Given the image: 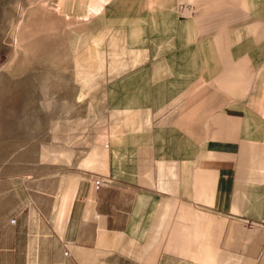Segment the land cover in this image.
I'll return each mask as SVG.
<instances>
[{
  "label": "crops",
  "instance_id": "obj_1",
  "mask_svg": "<svg viewBox=\"0 0 264 264\" xmlns=\"http://www.w3.org/2000/svg\"><path fill=\"white\" fill-rule=\"evenodd\" d=\"M56 7L99 24L108 81L55 122L75 165L9 178L0 264H264V0Z\"/></svg>",
  "mask_w": 264,
  "mask_h": 264
},
{
  "label": "rangeland",
  "instance_id": "obj_2",
  "mask_svg": "<svg viewBox=\"0 0 264 264\" xmlns=\"http://www.w3.org/2000/svg\"><path fill=\"white\" fill-rule=\"evenodd\" d=\"M56 3L0 0V224L12 200L4 194L11 176L51 175L75 165L70 145L57 147L53 156L55 122L65 141L72 133L69 117L92 116L102 107L93 90L108 80L98 51L86 47L100 26L78 23ZM88 71L100 74L86 80Z\"/></svg>",
  "mask_w": 264,
  "mask_h": 264
},
{
  "label": "built area",
  "instance_id": "obj_3",
  "mask_svg": "<svg viewBox=\"0 0 264 264\" xmlns=\"http://www.w3.org/2000/svg\"><path fill=\"white\" fill-rule=\"evenodd\" d=\"M95 184H96V186H99L100 181H96ZM261 224H264V221H262ZM247 225H248L249 228H252L254 224L249 222V223H247Z\"/></svg>",
  "mask_w": 264,
  "mask_h": 264
}]
</instances>
